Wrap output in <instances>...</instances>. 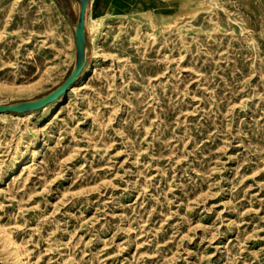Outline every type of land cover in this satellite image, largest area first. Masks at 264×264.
Wrapping results in <instances>:
<instances>
[{
    "label": "rangeland",
    "instance_id": "374dc122",
    "mask_svg": "<svg viewBox=\"0 0 264 264\" xmlns=\"http://www.w3.org/2000/svg\"><path fill=\"white\" fill-rule=\"evenodd\" d=\"M61 3L0 0V105L72 71ZM85 33L63 100L0 114V264H264V0H89Z\"/></svg>",
    "mask_w": 264,
    "mask_h": 264
},
{
    "label": "water",
    "instance_id": "95a60500",
    "mask_svg": "<svg viewBox=\"0 0 264 264\" xmlns=\"http://www.w3.org/2000/svg\"><path fill=\"white\" fill-rule=\"evenodd\" d=\"M61 3V0H58ZM78 3L79 11L77 22L73 23L75 28L76 37V61L72 71L67 79L55 90L33 100L19 101L11 104H1V113H25L41 109L53 101L57 100L61 95L66 93L68 89L76 82L77 78L81 75V72L87 62L89 55V44L87 42L85 33V21L86 11L89 4V0H76ZM62 4V3H61ZM64 12H66L63 6Z\"/></svg>",
    "mask_w": 264,
    "mask_h": 264
},
{
    "label": "bare ground",
    "instance_id": "6f19581e",
    "mask_svg": "<svg viewBox=\"0 0 264 264\" xmlns=\"http://www.w3.org/2000/svg\"><path fill=\"white\" fill-rule=\"evenodd\" d=\"M115 5H116V4H115ZM117 6H118V5H117ZM134 6H135V5H134ZM119 7H120V6H119ZM120 8H121V7H120ZM113 9H114V8H113ZM92 68H93V63H89V64H88V69H87V71H86L82 76H79V77L77 78V80H76V82H75V85L79 84V83L81 82V80L83 79V77H84L89 71H91ZM64 98H65V94L61 95V96L59 97L58 102H60V101L63 100ZM55 106H56V103L53 102V103H50V104H48L47 106H45L44 109L47 110V111H51ZM29 115L32 116V113H30ZM20 163H21V165L24 164V162H23L22 159L19 161V164H20ZM19 254H20V251H19Z\"/></svg>",
    "mask_w": 264,
    "mask_h": 264
}]
</instances>
